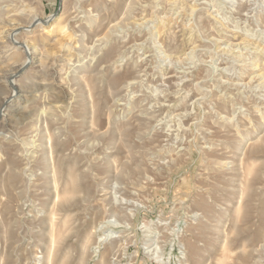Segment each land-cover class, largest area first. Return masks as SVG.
I'll use <instances>...</instances> for the list:
<instances>
[{"label":"rangeland","instance_id":"rangeland-1","mask_svg":"<svg viewBox=\"0 0 264 264\" xmlns=\"http://www.w3.org/2000/svg\"><path fill=\"white\" fill-rule=\"evenodd\" d=\"M0 264H264V0H0Z\"/></svg>","mask_w":264,"mask_h":264},{"label":"bare ground","instance_id":"bare-ground-1","mask_svg":"<svg viewBox=\"0 0 264 264\" xmlns=\"http://www.w3.org/2000/svg\"><path fill=\"white\" fill-rule=\"evenodd\" d=\"M17 108H19V107H17Z\"/></svg>","mask_w":264,"mask_h":264}]
</instances>
